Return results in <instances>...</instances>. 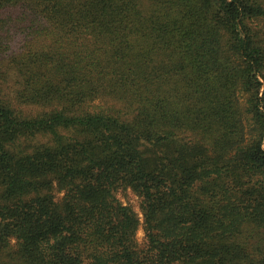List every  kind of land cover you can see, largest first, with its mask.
<instances>
[{
	"label": "trees",
	"instance_id": "16d2710c",
	"mask_svg": "<svg viewBox=\"0 0 264 264\" xmlns=\"http://www.w3.org/2000/svg\"><path fill=\"white\" fill-rule=\"evenodd\" d=\"M0 264H264V0H0Z\"/></svg>",
	"mask_w": 264,
	"mask_h": 264
},
{
	"label": "rangeland",
	"instance_id": "374dc122",
	"mask_svg": "<svg viewBox=\"0 0 264 264\" xmlns=\"http://www.w3.org/2000/svg\"><path fill=\"white\" fill-rule=\"evenodd\" d=\"M14 10H16V9H14ZM14 10L12 7L7 8L3 12V14H4L3 17L7 18V16L10 14V12L14 11ZM5 27L8 28L7 24L5 25ZM9 29L15 30L16 27H14L13 25L10 24ZM15 44L17 46L22 45V40L20 37H17V38H15V40L12 41V45H15ZM116 195L121 202H123L125 205L132 206L135 209V211L139 214V216L141 218V225L137 231L136 238H137L139 245L143 246L145 243V231H144V214H143V211L141 209V199L131 188L120 189L117 191Z\"/></svg>",
	"mask_w": 264,
	"mask_h": 264
}]
</instances>
